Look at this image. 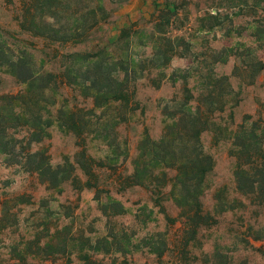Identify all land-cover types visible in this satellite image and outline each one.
Here are the masks:
<instances>
[{"label": "rangeland", "instance_id": "374dc122", "mask_svg": "<svg viewBox=\"0 0 264 264\" xmlns=\"http://www.w3.org/2000/svg\"><path fill=\"white\" fill-rule=\"evenodd\" d=\"M171 5L178 16L165 32L155 22ZM111 8L91 39L77 44L71 33L43 37V0H0V99L26 91L13 74L41 76L17 110L48 122L49 137L31 150L62 167L57 185L30 170L27 128L5 108L0 264H264V192H241L235 177L249 154L264 153V0H130ZM58 12L67 30L70 11ZM129 27L138 34L117 40ZM162 32L184 39L173 42L177 54L167 53V66L151 60L148 40ZM103 47L112 65L126 52L141 62L127 101L95 105L83 87L86 66L66 57ZM119 66L115 84L88 75L99 89L117 91ZM191 97L188 106L201 119L181 112ZM81 151L88 176L75 162ZM198 151L207 159L197 164L211 166L202 184L177 185L176 166ZM195 195L206 219L192 236L184 213L195 209Z\"/></svg>", "mask_w": 264, "mask_h": 264}, {"label": "trees", "instance_id": "16d2710c", "mask_svg": "<svg viewBox=\"0 0 264 264\" xmlns=\"http://www.w3.org/2000/svg\"><path fill=\"white\" fill-rule=\"evenodd\" d=\"M130 0H43V5L47 7V12H43V26H44V32L43 37H58L59 35H62L61 37H65L67 33H71V36L68 40L74 41V43L80 44V43H86L91 39V30L99 25L100 22H106L111 15L113 14V8L119 7L123 4H126ZM84 6L81 7V4ZM64 6L65 9L70 11V15L72 16L68 21H70V25H68L66 28L67 30H64L62 28V23L57 20V15L59 11V7ZM45 15V16H44ZM178 16V7L175 5L167 6L166 8L159 11L157 19H156V27H163L166 32L167 27H170L173 25L174 20ZM89 18L92 20L90 24H88ZM86 30V31H85ZM65 31V32H64ZM162 32V34L157 33L158 35L155 36V34H151L148 36L149 41H153L155 45L156 52L152 56L153 62H159L162 61L163 66H167L169 61L172 58V55H168L167 53H173V55L177 54V50L174 49L175 45L179 46L180 43L184 42V39L182 37H174L170 38L166 36V33ZM63 33V34H61ZM66 33V34H65ZM137 30H131V28H125L121 31V34L118 36L117 40L120 39H128L129 37H132L133 35H137ZM141 36H143L141 34ZM64 39V41H68ZM62 41V40H61ZM63 41V42H64ZM161 41L166 44L168 47L167 50H162L161 48ZM176 42L177 44L174 45ZM130 42L129 40L126 41V47H129ZM177 48V47H176ZM106 49L103 47L101 50H98L96 52H85V53H73L69 54L66 57L71 59L72 62H81L86 66V75L83 79L84 82H88L84 87L85 92L88 95H91L95 100V105L98 103V99H105L107 102L110 100H128V96L130 95L127 91L128 84L131 80H134L136 77L138 67H140L141 62H137L134 60L133 57H129L128 52H126V55L124 58H120L118 62L112 63L109 61V53L106 52ZM185 57V56H181ZM225 60H223L224 62ZM17 63L12 64L13 67H16ZM117 65L119 66L120 71L124 74L123 82L120 84V88H118L117 91H112L111 89L103 91V88L99 89L96 87L97 83L100 81L94 76H89L90 73L97 72V76H99V79H104L109 83L115 84L118 82V77L114 76V74L117 71ZM159 66V65H158ZM114 68V69H113ZM93 71V72H92ZM14 73V72H12ZM17 79L23 83L26 84L27 89L23 93H18L15 95H7L0 99V119H3L5 108H8V114L10 115V119L14 120H23L24 125L27 128V135H28V146L30 149L26 152V160L28 161V164L30 165V170L37 174V176L41 179L44 183H49L53 185H57L60 181L58 180L60 177V169L61 166H57L56 168H52L50 161H49V155L46 151H32L31 147L36 144H40L43 142L45 138L49 137V134L46 132V127L49 126L48 122H43V118L40 115L39 112H21L18 109L20 105H28V99L30 97V88L33 86V84L37 83L38 80H40V75L35 73H29L26 72V75L21 74H13ZM95 75V74H94ZM45 76H48L51 78L50 74H43V79ZM96 76V75H95ZM52 81V80H51ZM48 86L44 85L42 90L44 93V90H46ZM30 99V98H29ZM192 99L187 98L186 101L183 104V109L181 112L183 114H187L190 117H197V119H201V113L200 109L197 110L195 113L192 112V108H190L189 101ZM2 102L6 104L5 106H2ZM32 102V101H31ZM37 104V103H36ZM35 104V105H36ZM98 105V104H97ZM6 114V115H8ZM46 123V124H45ZM170 128V125L167 126ZM244 128V127H243ZM246 130L243 129L242 133H245ZM199 135V130L196 129L194 133V137L197 138ZM253 133L251 134L252 137ZM193 136V135H192ZM263 137H264V129H263ZM258 155L257 153L249 154V160L246 165L238 164L236 170H235V177L237 182V188L241 192L245 194H253V193H263L264 192V153ZM77 159H75V162L83 173L85 175H89V165L87 164V160L85 159V153L83 151L77 152ZM79 157V158H78ZM81 157V158H80ZM83 159V163L80 161ZM207 158L202 156L201 152L198 151L194 159L189 160L188 163L182 162L176 166V175L174 177L175 183L178 185L182 184L185 185L186 183H192L195 182L194 186L199 187V185L202 184L205 175L208 173V171L211 169V166L209 163L207 165H198L197 163L199 161H203ZM85 163V164H84ZM141 166H138L135 171V175H133V178L140 173ZM146 168V167H144ZM196 168V169H195ZM196 170V171H195ZM252 170V171H250ZM146 171V170H144ZM194 172V174H193ZM164 176V173H162ZM259 177V178H257ZM193 186V185H192ZM245 188L247 190H245ZM156 191V190H153ZM264 199V198H263ZM194 202L195 209L184 213V217L187 222L191 224L189 225V229L191 232V235L194 236L197 232V227L201 225L205 219L206 216H203L200 211L199 202L197 201V195L194 196V200H191ZM260 204L263 203L262 200H260ZM160 253L157 254L158 257H160Z\"/></svg>", "mask_w": 264, "mask_h": 264}]
</instances>
